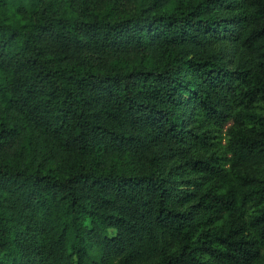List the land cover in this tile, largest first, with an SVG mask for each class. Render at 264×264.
Returning a JSON list of instances; mask_svg holds the SVG:
<instances>
[{
  "label": "trees",
  "instance_id": "1",
  "mask_svg": "<svg viewBox=\"0 0 264 264\" xmlns=\"http://www.w3.org/2000/svg\"><path fill=\"white\" fill-rule=\"evenodd\" d=\"M0 264H264V0H0Z\"/></svg>",
  "mask_w": 264,
  "mask_h": 264
}]
</instances>
